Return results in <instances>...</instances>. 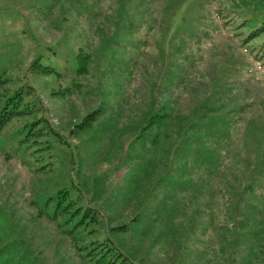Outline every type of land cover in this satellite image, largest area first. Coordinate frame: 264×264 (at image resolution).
<instances>
[{
  "label": "rangeland",
  "instance_id": "1",
  "mask_svg": "<svg viewBox=\"0 0 264 264\" xmlns=\"http://www.w3.org/2000/svg\"><path fill=\"white\" fill-rule=\"evenodd\" d=\"M222 2L264 7L0 0V82L33 88L0 128L1 236L44 264H88L37 215L65 186L101 214L86 246L109 236L136 264H264V71L220 25ZM36 57L50 70H31Z\"/></svg>",
  "mask_w": 264,
  "mask_h": 264
},
{
  "label": "trees",
  "instance_id": "2",
  "mask_svg": "<svg viewBox=\"0 0 264 264\" xmlns=\"http://www.w3.org/2000/svg\"><path fill=\"white\" fill-rule=\"evenodd\" d=\"M223 4L225 3L222 2V4L215 5L214 13L220 19V25L228 27V32L232 30L228 35L239 41L241 46H246L255 63V69L264 71V7L256 8L233 4L231 9H225ZM260 9L263 10L261 11ZM229 12H234L233 16ZM222 13H226V17ZM231 26L233 27L231 28ZM76 57L79 64L77 70L85 71L90 54L77 53ZM29 68L38 71L50 70L48 65L40 62L39 57L32 60ZM0 81L2 82V80ZM1 82L0 88L4 87ZM5 82L6 79L4 80ZM10 89L4 87L3 91L0 90V98L7 94L4 99L5 105L4 102L0 104V128L16 113L31 110L29 106L25 109H15L14 107H8V105L11 102L19 105L23 93L25 91L32 92L33 88L27 85L24 88L21 86L13 91H10ZM33 107L34 109L42 108V106L36 105H33ZM46 108L47 106L44 107V109ZM47 126L45 124V127ZM47 129L50 130L48 127ZM49 146L50 143L46 142V147ZM261 158L264 165V156ZM1 159L11 162L15 161L14 155L8 153L3 154ZM56 161V157H54L50 164L56 163ZM37 215L46 216L50 220L55 221L60 230L72 238L78 253L81 254L88 264H136L129 259L124 251L117 247L109 236L95 237V239L90 240L89 246H86L87 224L90 223L92 225L87 232L96 233L101 214L97 208L86 204L81 195L71 194L65 186L58 187L54 192L43 195ZM126 228H128L127 223H120L113 225L111 230H123ZM13 258L15 259L13 264H44L40 255L30 248L24 238L14 236L8 240L0 235V264H12L9 261L13 260Z\"/></svg>",
  "mask_w": 264,
  "mask_h": 264
}]
</instances>
